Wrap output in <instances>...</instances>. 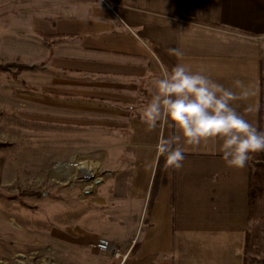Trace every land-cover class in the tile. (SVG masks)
<instances>
[{
    "label": "crops",
    "instance_id": "crops-1",
    "mask_svg": "<svg viewBox=\"0 0 264 264\" xmlns=\"http://www.w3.org/2000/svg\"><path fill=\"white\" fill-rule=\"evenodd\" d=\"M21 8L26 31L51 38L38 36L45 64L21 99L73 135L102 139L90 147L100 153V180L87 208L72 210V264H118L94 248L100 238L124 254L137 244L127 264H244L257 160L230 168L209 140L182 144L183 168L166 170L155 150L160 130L148 131L141 113L153 79L184 64L233 91L237 79L258 89L233 107L258 130L262 110L264 131V0H27ZM249 104L258 110L246 112Z\"/></svg>",
    "mask_w": 264,
    "mask_h": 264
},
{
    "label": "rangeland",
    "instance_id": "rangeland-1",
    "mask_svg": "<svg viewBox=\"0 0 264 264\" xmlns=\"http://www.w3.org/2000/svg\"><path fill=\"white\" fill-rule=\"evenodd\" d=\"M26 1L0 0V264H72V210L87 208V194L100 180V153L90 147L102 139L73 135L21 99L34 91L30 80L46 57L44 43L23 23ZM252 156L262 189L264 154ZM72 163L84 167L82 175L72 173ZM251 232L246 264H264V219ZM115 248L118 264L128 259L129 252Z\"/></svg>",
    "mask_w": 264,
    "mask_h": 264
},
{
    "label": "clouds",
    "instance_id": "clouds-1",
    "mask_svg": "<svg viewBox=\"0 0 264 264\" xmlns=\"http://www.w3.org/2000/svg\"><path fill=\"white\" fill-rule=\"evenodd\" d=\"M168 54L179 58L183 52L169 48ZM232 89L211 80L202 72H193L184 64L165 70L152 81L150 101L142 110L148 131L159 128L155 146L157 157L165 158V169L180 171L188 145L198 147L209 140L219 145L224 163L235 169L246 167L251 154L264 151V131H259L240 115L233 103L258 95V89L237 79ZM129 106V110L134 109ZM258 105L249 104L252 113ZM165 130L168 131L167 136Z\"/></svg>",
    "mask_w": 264,
    "mask_h": 264
},
{
    "label": "trees",
    "instance_id": "trees-1",
    "mask_svg": "<svg viewBox=\"0 0 264 264\" xmlns=\"http://www.w3.org/2000/svg\"><path fill=\"white\" fill-rule=\"evenodd\" d=\"M38 36L43 39L46 42H49L51 38H48L46 36L38 34ZM0 69H4L0 66ZM168 71L171 70L170 67L167 68ZM143 95V94H142ZM144 96V95H143ZM260 130L262 131L261 127V116H262V110H260ZM258 180L259 178L253 171L250 169L249 170V197H248V230L246 231V242L244 246V264H246V251L248 248V243L250 240V234L252 227L254 226L255 223H259L261 220L264 219V188L260 189L258 187ZM21 193H27L30 194L31 192H21ZM33 194V193H32ZM138 250V245H134L131 250L128 253V259L125 260L123 264H127L128 260L135 255V253Z\"/></svg>",
    "mask_w": 264,
    "mask_h": 264
},
{
    "label": "built area",
    "instance_id": "built-area-1",
    "mask_svg": "<svg viewBox=\"0 0 264 264\" xmlns=\"http://www.w3.org/2000/svg\"><path fill=\"white\" fill-rule=\"evenodd\" d=\"M70 166L68 165V168H72V173L75 171L73 174L76 175V171H78L82 175L83 169L81 170V168H78L79 166L76 163H72V165ZM65 168L67 169L66 166ZM93 246L99 252H112L115 258L120 257V254L118 250H116L115 246L109 243L105 239H99ZM125 258H126V255H123L120 261V264H123V262L125 261Z\"/></svg>",
    "mask_w": 264,
    "mask_h": 264
},
{
    "label": "bare ground",
    "instance_id": "bare-ground-1",
    "mask_svg": "<svg viewBox=\"0 0 264 264\" xmlns=\"http://www.w3.org/2000/svg\"><path fill=\"white\" fill-rule=\"evenodd\" d=\"M80 168H81V170H82L84 167H80ZM84 170L86 171L87 176H89V175L91 176V173H90V172H87V168H85ZM52 172H53V171H52ZM60 173H61V172H60ZM64 180H65V179H64Z\"/></svg>",
    "mask_w": 264,
    "mask_h": 264
}]
</instances>
